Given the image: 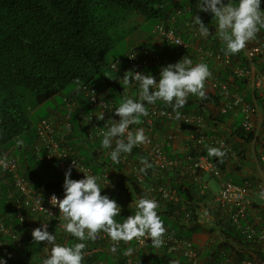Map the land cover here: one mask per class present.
<instances>
[{
	"label": "trees",
	"instance_id": "1",
	"mask_svg": "<svg viewBox=\"0 0 264 264\" xmlns=\"http://www.w3.org/2000/svg\"><path fill=\"white\" fill-rule=\"evenodd\" d=\"M171 1L0 0V152H6L13 147H17L20 151V144L17 141L21 140L24 143V139H28L22 137L31 127L27 107L28 98L33 107L43 105L70 84L79 83L80 88L91 86L101 87L99 89L104 92L106 90V99L115 105L114 101L107 96V88L116 87L117 81L116 72L110 68L108 55L143 23L164 22ZM214 53L225 54V51L219 50ZM228 57L227 67L229 69L225 68L228 76L231 75L233 67L243 68L247 64L242 50ZM258 58L253 60L256 62ZM233 77L235 82L239 80L240 85H245L244 79ZM95 81L99 84L95 85ZM79 94L80 97L77 100L85 102L80 91ZM244 99L248 101L247 98L244 97ZM217 104L218 97L206 93V98L197 97L187 101L179 111L202 115L207 130L211 132L224 119V116H217L206 111L208 106L215 107ZM85 105L88 110L86 102ZM62 106L58 109L60 110ZM73 110L76 111L77 107ZM54 115L45 114L37 120V123L41 119ZM157 124L158 122L155 123ZM98 125L102 124L98 122ZM82 127L86 141L95 142L102 139L90 141L85 125L82 124ZM262 128L264 131V115ZM232 135L233 139L229 142L237 157L245 161L247 147L253 141L254 136L244 132L238 125ZM33 141L24 143L25 153L20 158L21 160L18 159L20 177L30 185L34 192L55 191L63 196L64 180L59 177L62 174L56 173L46 163L35 158L32 149L29 148ZM255 141L259 146L262 145L258 139ZM65 142L74 151L70 136ZM210 146L208 142H204L200 147L189 146L187 149L189 154L207 156L215 167L227 174V155L223 158V162H220L218 158L209 157L208 148ZM162 151L164 152L163 148ZM185 154L176 157L182 158ZM75 155L90 168L92 174L100 173L98 170L102 165L100 164L99 167L96 165V154L89 155V157L83 156L82 159L76 153ZM144 158L143 154L133 149L127 159L128 161L140 160L143 164ZM119 163L121 164L120 169L125 170L124 164L121 161ZM38 166H42V169ZM262 169L264 172V165ZM103 173L107 172L101 171V174ZM139 173L145 179V188H141L133 176L130 175L127 178L131 190L138 198H149L146 192L148 184L167 183L175 191L176 201L166 202L157 199L159 203L157 212L160 218L163 217L164 221L172 219L176 221L173 228L180 233H175V236L190 239L191 234L199 231L196 211L198 204L204 202L206 196L198 194L197 185L188 176L180 174L178 170L156 171L151 165L144 172L139 171ZM231 180L234 183L239 182L237 178H231ZM0 182L2 222L5 228L15 234L14 239L9 235L10 244L5 242L6 234L0 233V256L7 260V264H43V260L47 257L44 254L43 242L37 243L31 236L32 230L40 227L39 224L30 226L27 213L26 220L19 222L16 219L13 203L18 198V194L12 186V177L10 174L0 173ZM207 211L212 213L209 208ZM188 212L190 216L184 224L182 221ZM129 215H134V213H128ZM213 215L216 218L217 215L220 216L218 212H213ZM255 216L257 221L264 217L262 211H257ZM215 225L218 235H214L215 229L209 230L215 240L206 249L198 250L204 259H209L211 264H223L224 257H231L240 262L253 259L252 254H255V257L264 261L260 247L244 242L241 235L225 219L221 222L217 219ZM51 233L56 235L55 243L58 244L72 246L79 242L71 234L60 236L57 232L51 231ZM85 244L86 247L82 250L84 258L97 260L101 257L102 253L96 250L97 246ZM16 249L19 251L23 249L25 254L22 257H16L14 255ZM151 255V249L140 252V256L146 260H149ZM149 261L152 264H173L181 263L182 259L176 252L163 250L160 251L158 258ZM119 262L123 264L120 259Z\"/></svg>",
	"mask_w": 264,
	"mask_h": 264
},
{
	"label": "built area",
	"instance_id": "2",
	"mask_svg": "<svg viewBox=\"0 0 264 264\" xmlns=\"http://www.w3.org/2000/svg\"><path fill=\"white\" fill-rule=\"evenodd\" d=\"M230 2L233 3V0H230ZM225 3H227V0H225ZM261 5L264 7V0H261ZM184 14H186V10L183 9H177L175 12V15L179 17ZM185 24L187 25L189 22L186 21ZM151 33L173 48L176 56L175 62L183 58V52L187 44L181 39L180 35L173 27L168 26L163 21H159L153 25ZM209 54L213 53L211 52ZM243 55L247 60V64L243 68L233 67L230 77H232L233 80V76L245 80V86L253 95V102L246 101L241 94H230V81L214 79L210 82V87L212 94L218 97V104L215 106V112H213V114L224 117L230 113L239 114L240 128L244 132L254 136L251 145H249L250 151L254 149V145L256 144L255 140L258 139L262 132L263 115L260 114L259 105L261 104L264 107V73L255 69L256 62L253 59L264 57V39L256 36L254 40L249 41L243 49ZM215 56L218 59H223V61L229 65V57L227 54H217ZM160 61L159 57L148 47L143 44H137L131 47L126 54L125 68L122 65L119 66L117 62H111L110 68L121 74L132 71L152 75L149 68L160 64ZM192 61L193 64L196 63L194 60ZM152 76L155 77L154 75ZM79 91L84 97L88 107V113L83 118V124L86 127L85 131L88 135V139L93 141L102 138V136L99 135L100 128L103 127L104 130H107V127L112 123L110 119L119 120V117L116 116L114 112L116 107L106 99L105 92L102 89L91 86H81ZM62 104L63 107L69 109H74L78 105L77 101L72 98H64ZM147 108L148 115L142 117L141 123L129 126L130 131L142 128L147 137L145 143L133 149L143 154L145 156L144 160L156 171L178 170L180 174L188 176L192 182L199 187L201 195L204 194L203 190L205 189L201 181L204 175L217 181L218 190L211 199L213 208L216 209L219 214L226 217L228 223L241 235L244 242L252 244L255 247L259 246L260 252L264 255V217L257 221L255 216L257 211H262L264 215L263 176H259L255 181L245 177L244 180L234 183L227 174H224L218 167H215L205 155L195 156L194 154H189L187 149L185 152L186 154L182 158L167 156L162 151L161 145L150 133L156 122L176 124L179 128L181 127L190 134V139L192 141L191 146L196 148L202 146L204 142H208L213 147H223V149L226 150L228 162H233L240 169H242L243 164V160L237 157L236 152L232 148V144L227 141L226 138L220 135H213L212 132L211 135H209L210 133H208L205 119L202 115L180 111L181 116L178 120L176 118V111L169 108H161L154 105H149ZM101 112H104V119L98 120ZM98 122L102 125H98ZM71 130L72 127L69 122L66 121L62 124H58L55 116L41 119L36 125L35 139L30 148L38 161H43L50 166V168L55 170L56 173L64 175L65 171L71 168V178L79 180L83 178V173L79 172L80 170H86L90 173L91 170L76 157L71 147L67 146L65 141L67 137L71 135ZM165 138L172 141L174 139V132H168ZM255 156L260 166L264 164L263 153L258 155L255 153ZM0 161L3 162L0 163V173L10 174L13 180L12 186L18 194V198H16L13 203L14 209L16 210V219L19 222L26 220L25 217L27 213L35 218L39 226L41 223H47V231L50 234H52L51 231L57 232L60 236L70 234L63 229L65 221L62 215L59 214L58 207L52 205L50 202L53 195L60 199H62L63 196H60L55 191L43 193L34 192L30 185L20 177L18 173L20 169L18 158L10 152H0ZM121 162L128 168L125 169L133 176L138 185L145 188V179L139 173L138 169L139 166L140 168L144 167V164H142L140 160H135L134 162L128 161L125 157L121 158ZM3 164H6L7 167H4ZM98 177H100V181H102L103 184L110 185V178L107 173L100 174ZM146 192L149 198L155 199L156 201L157 199L166 202L177 200L175 191L171 189L167 183L148 184ZM196 214L199 221L202 218L199 217L201 214L199 206ZM189 216L190 213H186L184 221H186ZM0 233L8 236L10 235L12 239L15 238V234L4 227L1 214ZM214 235H218V229H215ZM42 242L44 254L47 256L52 245L46 247V242ZM84 242L95 245L98 248L109 245L110 249H114L113 251L119 254L123 264H152L149 260L143 259L140 256V252H144L147 249H151L152 252L167 250L178 253L182 262L173 264H211L209 259H204L203 256L199 254L198 250L201 248L199 249L191 239L180 238L172 234L164 235V244L161 247H155L151 243L150 238L133 239L128 242L112 241L105 232H99L96 239L86 240ZM251 249L254 248L251 247ZM252 257L253 259L240 262L233 260L231 257H224L223 264H264V261L255 257V254H252ZM95 260L84 258L83 264H99Z\"/></svg>",
	"mask_w": 264,
	"mask_h": 264
},
{
	"label": "clouds",
	"instance_id": "3",
	"mask_svg": "<svg viewBox=\"0 0 264 264\" xmlns=\"http://www.w3.org/2000/svg\"><path fill=\"white\" fill-rule=\"evenodd\" d=\"M260 5L261 0H235V3L230 0H227V3L225 0H197L196 6L200 11L211 12L214 15L217 22L216 35L225 44V54L234 55L244 49L249 41L256 38L260 29L264 28V11ZM193 24L201 37L209 35V27L199 16L193 17ZM127 73L129 75H125L122 80L125 84H138L139 99L123 98L119 107L114 109L119 120L110 119L112 123L107 130L101 127L99 132L102 136L101 147L110 149L109 155L113 163H119L122 154H130L134 147L147 141L142 128L129 130L130 125L140 124L141 117L148 115L146 104L154 105L158 100L163 101L176 110V118L179 120L181 116L179 109L186 104L189 94L201 99L206 98L205 81L211 76L206 63L193 64L189 56L162 67L158 81L150 74L132 71ZM103 119L104 112H101L98 120ZM263 138L262 128L258 141L263 148L258 144L254 145V148L258 147L261 150L260 154H264ZM208 155L223 162L226 150L223 147L210 146ZM143 164L140 172H144L150 166L146 160ZM3 166L7 167L6 164ZM79 172L83 173V178L74 180L70 178L71 168L67 169L62 185L63 198L53 195L50 201L52 205L58 207L59 214L65 221L64 231L77 238L79 242L72 246L55 243L56 235L47 231V223H41L40 227L32 230L31 236L37 243L46 242V247L52 245L43 264H83L82 250L86 247L84 241L96 239L99 232L107 233L111 240L116 242L150 238L155 247L164 244L166 228L157 212L158 201L147 197L138 198L135 214L118 223L115 217L119 216L121 207L115 199L107 194H101L100 177L86 170ZM0 264H7L3 256H0Z\"/></svg>",
	"mask_w": 264,
	"mask_h": 264
},
{
	"label": "crops",
	"instance_id": "4",
	"mask_svg": "<svg viewBox=\"0 0 264 264\" xmlns=\"http://www.w3.org/2000/svg\"><path fill=\"white\" fill-rule=\"evenodd\" d=\"M233 3H235V0H233ZM197 0H172L171 5L168 9L165 24L168 26H171L174 28V30L180 35L181 39L186 42L187 47L183 52L184 56H189L192 60H194L196 63L203 62L206 63L209 67V70L211 72V76L205 81V90L206 93L212 94V90L210 87V82L214 79H222L225 78L226 81H230L229 86V92L230 94H241L249 102H253V95L250 93L248 88L245 85H240L239 80L235 82V80L230 77V75H227V72L225 71V68H228L227 64L223 61V59L216 58L215 55L218 53L219 50H224L225 44L217 37V22L216 18L211 14V12H204L200 11V9L196 6ZM261 10L264 11V7L260 5ZM177 9H183L186 10V14L182 16H176L175 12ZM188 11V12H187ZM199 16L201 21L209 27V35L207 37H201L197 31L196 26L193 24V17ZM189 22V24H185V22ZM159 22V21H158ZM157 22H153V25ZM152 25V26H153ZM151 31V30H150ZM133 33L130 34V36ZM258 37H261L264 39V28H261L260 31L257 33ZM124 46L121 48L122 50L119 51V53H114L115 55L110 56L111 62H117L119 66L126 67V54L128 50L137 45V44H143L146 47H148L153 53H155L160 61V64L152 66L149 68L150 73L156 77V79H159V72L162 67L167 66L170 63H175L176 56L174 53L173 48L168 45L167 43L162 42L159 38L152 35L151 32L144 33L143 31L139 32L135 37L133 38L129 37L124 42ZM118 49V48H117ZM213 54H209V53ZM243 53V49H242ZM110 62V63H111ZM229 69V68H228ZM255 69L257 71L264 73V57L258 58L255 64ZM116 87L114 88L110 87L107 88V96H108V89H114L115 93L125 97H130L134 100L139 99L138 93H139V86L136 83H132L131 85L125 84L122 80L125 75H128L127 73L121 74L120 72H116ZM80 89V88H79ZM80 97V94L78 93L71 95L68 98H72L77 101L78 106L77 110L69 109L67 107H63L59 110L58 108H54L47 112L46 114H55L54 116L57 118L58 124H62L63 122H69L71 124L72 130L70 135V142L71 145L75 151V153L82 159L83 156L89 157V155L96 154V165L99 167L98 172L95 173V175L99 176L101 174V171H106L109 178H110V185L103 184L102 181H99L102 187L101 194H107L110 198L115 199L118 205L121 207V212L119 216L115 217V220L120 223L123 222V219L127 218L128 213H134L136 211L135 204L138 200V196L134 194V192L131 190L129 184H128V176H130L127 169L123 170L120 169L121 165L118 163H113L110 158V149H103L101 147V140L99 139L95 142H88L84 138L83 133V118L85 116V113H87V108L84 101L77 100ZM194 98H197V96H194L192 94H189L187 97V101L193 100ZM116 106V104H115ZM149 106L146 104V107ZM154 106H158L161 108H169L173 111H176L173 109V107L165 104L163 101L158 100ZM117 107V106H116ZM208 112H215L214 106H208L206 109ZM259 111L261 115H264V107L260 104L259 105ZM142 119V117H141ZM39 120V119H38ZM37 123V122H35ZM240 123V115L237 113H230L226 115L223 119V122L217 125L214 129H212L213 135H220L224 138H226L227 141L230 139H233V130L235 129L236 125L239 126ZM174 132V139L172 141L167 140L165 138L166 134L168 132ZM211 133L210 131H208ZM152 137L161 145L163 148L165 154H167L169 157H176L184 154L187 151V148L192 145V141L190 139V134L186 132V130L179 128L176 124H169V123H158L155 125L152 130L150 131ZM29 139V138H28ZM26 140L24 139V143L26 142H32L34 140ZM17 143L20 144V154L19 156L15 155V151L18 150L17 147H13L11 149H8L7 152H10L11 154H14L18 159H20L24 155V143L20 141H17ZM16 145V144H15ZM19 146V145H18ZM114 146V144H113ZM30 148V147H29ZM31 149V148H30ZM246 158L245 161H243L242 169L238 168L236 164L233 162L227 163V175L231 178H237L239 179V182L244 180L245 177L248 178H254V173L251 171L252 169L258 170L261 169L258 177L263 176L264 179V172L257 162V158L255 156L260 154L261 150L258 147H255L254 149H251L249 151V148L246 150ZM125 157L128 158V154H122L121 158ZM130 158V157H129ZM21 160V159H20ZM130 160V159H129ZM121 161V160H120ZM131 162L132 161L131 159ZM72 179V178H71ZM211 180L215 181L214 179L209 178L207 175H204L202 177V186L205 187L203 190L204 196H206V199H204V202H201L198 204L199 210L201 211V214L199 217H202L198 221L199 225V231L196 233L191 234L190 239L194 242V244L200 249H206L208 245H210L211 242L215 240L213 235L209 230H213L216 228L215 222H217V219L219 222L227 221L226 217L221 215H217L216 217H213V212H217L216 209L213 208V204L211 203V199L214 194H216L218 190V183L217 181V189L213 190L209 183ZM6 184V182H3ZM104 187V188H103ZM142 188V187H141ZM198 188V194H200V189ZM211 209L212 213L207 211V209ZM159 211V210H158ZM207 212V213H205ZM28 220H30V226H34L37 224L36 220L32 216H28ZM161 220H163L164 227L166 228V234H172L180 233L177 229L173 228V224H176L175 220H167L164 221V218L162 217ZM185 221L183 220L182 223ZM228 222V221H227ZM180 223V225H182ZM185 224V223H184ZM172 225V226H171ZM7 238L9 237L6 235ZM98 252L102 253L101 257L95 261H97L99 264H120L119 262V254L114 252L112 249H110L109 245L104 246L102 248L96 249ZM160 251L152 252V255L149 257L150 259H156L159 256ZM25 254L24 250H15V256L16 257H22ZM104 257V258H102ZM149 259V260H150Z\"/></svg>",
	"mask_w": 264,
	"mask_h": 264
},
{
	"label": "rangeland",
	"instance_id": "5",
	"mask_svg": "<svg viewBox=\"0 0 264 264\" xmlns=\"http://www.w3.org/2000/svg\"><path fill=\"white\" fill-rule=\"evenodd\" d=\"M152 25H153V21L143 23L135 31H133L132 32L133 34L131 36L129 35L128 38L129 37L133 38V36L135 37V35H137L141 31H143L144 33L151 32L152 31V28H153ZM123 46H124V43H121L116 48H114L110 52V54L108 55L109 58H110V56L115 55L114 53H119V51L122 50L121 48ZM94 83H95V85H98L99 84L98 81H95ZM79 88H80V84L79 83H72L69 86H67L66 88H64L62 91H60L57 95H55L54 97H52L50 100L46 101L43 105H39V106H35V107H33L31 105L30 99L28 98V100H27V107H28V116H29V119H30V122H31V127L29 128L28 131H26L24 133V135H22V137L23 138H29L31 140L35 136V127H36L35 126L36 125L35 122H37L38 119H40L43 115H45L47 112H49L50 110L54 109L55 107L56 108H58L59 106L61 107L62 106V101H63L64 98H68V97H70L73 94H76L77 95L79 93ZM98 88H101V87H98ZM105 92H106V90H105ZM108 96H109V98L111 100L114 101V103L116 104V106L119 107L120 102L123 99V97L120 96V95H118L117 93H115L114 89H110V90L108 89ZM262 148H263V146H262ZM19 154H20V151L19 150H16L15 151V155L16 156H19ZM38 167H39V169H42V166H38ZM251 171L254 173V176H255L253 178V180L254 181L257 180L258 179V174L260 172V168L258 170L252 169ZM59 177L64 180V175H60ZM209 185H210V187L213 190H216L217 189V184H216L215 181L211 180V182L209 183ZM6 241L11 244L10 240L7 237L5 238V242ZM102 258H104V257H102Z\"/></svg>",
	"mask_w": 264,
	"mask_h": 264
}]
</instances>
